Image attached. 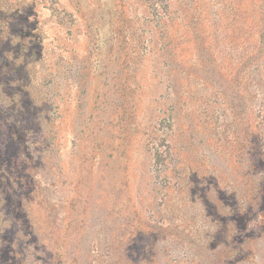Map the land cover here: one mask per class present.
Segmentation results:
<instances>
[{
	"label": "rangeland",
	"instance_id": "374dc122",
	"mask_svg": "<svg viewBox=\"0 0 264 264\" xmlns=\"http://www.w3.org/2000/svg\"><path fill=\"white\" fill-rule=\"evenodd\" d=\"M0 264H264V0H0Z\"/></svg>",
	"mask_w": 264,
	"mask_h": 264
}]
</instances>
